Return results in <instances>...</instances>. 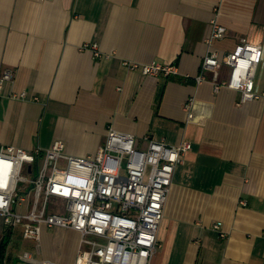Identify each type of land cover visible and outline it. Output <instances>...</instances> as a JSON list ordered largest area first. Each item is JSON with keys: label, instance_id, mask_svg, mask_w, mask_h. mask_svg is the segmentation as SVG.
<instances>
[{"label": "crops", "instance_id": "0c3cea01", "mask_svg": "<svg viewBox=\"0 0 264 264\" xmlns=\"http://www.w3.org/2000/svg\"><path fill=\"white\" fill-rule=\"evenodd\" d=\"M214 21L225 37L207 46ZM241 40L264 49V0H0V76L14 74L0 92V148L44 152L61 141L67 154L87 157L110 129L133 136L140 150L146 136L189 144L149 264H264V99L241 103L238 92L216 90L209 73L196 82L209 52L221 59ZM123 62L175 65L179 74L147 77ZM228 73L222 68L219 82ZM255 87L264 92V54ZM17 229L0 216L1 264L25 252L76 261L78 233L42 228L33 255L15 244L7 251Z\"/></svg>", "mask_w": 264, "mask_h": 264}, {"label": "built area", "instance_id": "2783aa9c", "mask_svg": "<svg viewBox=\"0 0 264 264\" xmlns=\"http://www.w3.org/2000/svg\"><path fill=\"white\" fill-rule=\"evenodd\" d=\"M224 37L225 28L214 21L205 43L211 46ZM81 49L100 57L96 44H85ZM263 54L262 45L248 44L245 40H241L232 54L221 59L209 52L196 82H203L209 73L216 90L224 87L238 92L241 103L264 99V92L258 94L255 87L256 70ZM123 66L147 77L169 78L179 74L177 66L169 64L123 62ZM224 67L229 70L228 78L219 82ZM13 80V72L4 70L0 92ZM19 98L25 100L26 94ZM192 105V100L185 105L188 113ZM144 140L146 149L140 150L133 136L110 129L104 145L87 157L67 154L61 141H55L44 152L37 149L27 153L14 147H1L0 216L4 226L21 227L23 239L37 247L42 228L78 233L79 248L73 264H149L160 247L157 232L175 169L191 146H167L151 136ZM19 190L33 197L25 213L14 210L15 205L25 202L22 197L17 202ZM50 199L60 203L57 212H51L52 208L48 207ZM17 264L55 263L36 260L25 252Z\"/></svg>", "mask_w": 264, "mask_h": 264}, {"label": "rangeland", "instance_id": "374dc122", "mask_svg": "<svg viewBox=\"0 0 264 264\" xmlns=\"http://www.w3.org/2000/svg\"><path fill=\"white\" fill-rule=\"evenodd\" d=\"M23 174H25L23 172ZM16 196H17V202H19V199L22 197L24 198V200L27 202H32L33 200V197L31 194H23L20 190L16 193ZM60 206V203L57 202L56 200H52L50 199L49 202H48V207H51L52 210L51 212H57V209L59 208ZM54 209V210H53ZM41 245H42V241L40 242ZM17 245V252L19 251L20 253H22L23 251H29L30 253H32L33 255L36 254V244L32 243V242H28L26 240L23 239L22 237V232L19 231V229H17V235H15L12 239V241L10 242L9 244V249L7 251L10 252V248L13 246V245ZM38 259H41V257H37Z\"/></svg>", "mask_w": 264, "mask_h": 264}, {"label": "trees", "instance_id": "16d2710c", "mask_svg": "<svg viewBox=\"0 0 264 264\" xmlns=\"http://www.w3.org/2000/svg\"><path fill=\"white\" fill-rule=\"evenodd\" d=\"M6 239L3 240V242L0 244V264L2 262V258H3V255H4V251H5V245H6Z\"/></svg>", "mask_w": 264, "mask_h": 264}]
</instances>
